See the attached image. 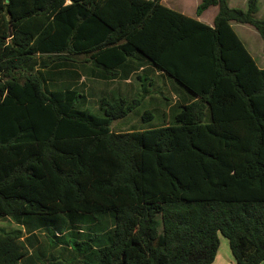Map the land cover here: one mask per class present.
Segmentation results:
<instances>
[{"label": "trees", "instance_id": "obj_1", "mask_svg": "<svg viewBox=\"0 0 264 264\" xmlns=\"http://www.w3.org/2000/svg\"><path fill=\"white\" fill-rule=\"evenodd\" d=\"M160 1L0 0V264H210L220 236L235 264L264 260V67L231 26L264 43V16L200 0L209 25ZM146 65L186 99L111 129ZM82 72L141 91L92 113Z\"/></svg>", "mask_w": 264, "mask_h": 264}, {"label": "rangeland", "instance_id": "obj_2", "mask_svg": "<svg viewBox=\"0 0 264 264\" xmlns=\"http://www.w3.org/2000/svg\"><path fill=\"white\" fill-rule=\"evenodd\" d=\"M200 0H161V4L167 6L171 9H174L178 12H181L185 15L194 16V9L196 5L199 3ZM257 3V11L254 13L255 18H261L264 16V0H256ZM227 5L230 7L238 8L240 10L245 11L247 7V0H227ZM215 7H209L204 10L199 15V20L209 23L213 14L215 13ZM231 26L241 40L251 57L253 58L255 64L258 67H264V43L262 39L259 37L256 30L248 24H240L232 22ZM133 80V79H132ZM133 82V87L137 89V92L141 91L140 81L135 79ZM113 83V82H111ZM159 84L162 82L158 81ZM82 90L83 92H91V95L87 97L85 101V106L91 111L92 113L101 114V111L97 107V99L101 97V94H97V91L104 88L102 81L91 79V78H83L81 79ZM114 88L116 87L114 84H108L106 88ZM144 90L147 91V96H158L161 94L162 85L158 88L157 86H147L144 85ZM158 89V90H157ZM132 94L135 96V92L133 90ZM97 95V96H96ZM104 95V94H102ZM108 96V95H107ZM133 97V96H131ZM153 104H148L146 101H141L140 105H138L134 111L128 113L124 118L113 120L110 123V128L114 130H127L131 128H147L152 125H156L157 123L163 121L161 118V112L163 109L157 108L152 109L150 106ZM151 108L152 118L150 119H142L140 114L143 110ZM177 109V107H176ZM0 226L6 229L13 227V223L8 220L7 218L0 217ZM219 253L218 259H220V263L217 261L214 264H229L224 255V248H227L226 239L223 237H219Z\"/></svg>", "mask_w": 264, "mask_h": 264}, {"label": "crops", "instance_id": "obj_3", "mask_svg": "<svg viewBox=\"0 0 264 264\" xmlns=\"http://www.w3.org/2000/svg\"><path fill=\"white\" fill-rule=\"evenodd\" d=\"M210 7H215V6H210ZM181 14H183V13H181ZM214 14H213V16H214ZM199 15L196 16L195 13H194V16H190V17H195L197 20H199V18H198ZM186 16H189V15H186ZM213 16H212V18H213ZM212 18H211V21L209 23H206V24L210 25L211 22H212ZM199 21H201V20H199ZM146 71L147 72H145V75L148 77V79L152 80V84L149 85L148 84V79H147L146 82H145L146 85L147 86L148 85L149 86H157L158 88L160 87V85H162V89H160L161 90V94L159 95V97L158 96L156 97L154 95H152V96L148 95L147 96V91L148 90H146V95L144 97V101H146V103H148V104H153V105L150 106L151 108L153 107L152 109H157V108L163 109V111H162L163 113H161L162 114L161 118H163L164 120L162 122H159V123H167L169 121V119L171 118L172 111H174L176 109V104L180 103L183 99H186L185 98L186 94L179 86H177V84L173 81V79L171 77H169L168 75H166V74H164V73H162L160 71H157L153 67L147 66V65H146ZM81 74L82 75L79 78L78 83H79V85L82 88L81 79H83V78H91V79H93V78L91 76L87 75L86 72H82ZM135 79L136 78L134 77V74H130V76H128L126 79H117V78H113V79H110V80L96 79V80L102 81V84L104 86V88L102 90L99 89L97 91V94H101V96H107V95L111 96V95H115V94L125 95V96H128V97L134 96L132 94L133 90H134L135 94H137V89H135V86L133 87V84H135V82H133V81ZM158 81L162 82V84H159ZM111 82H113V83H111ZM109 83L110 84H114L115 83L116 87H114V88L113 87L112 88H106ZM141 84H142V82L140 81V86H141ZM82 92H83V90H82ZM83 93H85V92H83ZM85 94H86V97H88L89 95H91V92H86ZM102 94H104V95H102ZM162 94L165 95L166 98H163ZM151 108H148V110H150ZM218 253H219V246H218V249L216 251L215 257H214L213 261L210 264H214L216 261L218 263H220V259H218ZM224 255H225V258H226V260H227V262L229 264H235L231 254H230V252L228 250V247L224 248ZM259 264H264V260L261 261Z\"/></svg>", "mask_w": 264, "mask_h": 264}]
</instances>
